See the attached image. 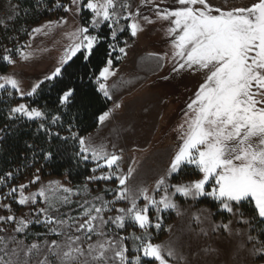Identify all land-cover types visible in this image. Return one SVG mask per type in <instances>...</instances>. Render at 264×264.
Returning a JSON list of instances; mask_svg holds the SVG:
<instances>
[{
	"label": "rangeland",
	"instance_id": "obj_1",
	"mask_svg": "<svg viewBox=\"0 0 264 264\" xmlns=\"http://www.w3.org/2000/svg\"><path fill=\"white\" fill-rule=\"evenodd\" d=\"M261 1L68 0L28 24L15 1L0 0V58L9 67L0 104L20 98L10 116L48 135L61 117L34 103L39 86L78 50L88 53L103 25L119 65L109 59L96 84L113 90L115 68L160 81L181 61L201 76L202 94L201 114L167 116L152 147L132 148L134 131L121 123V151L106 161L80 145L92 165L81 184L43 176L40 164L0 174V264H264V28L253 26ZM181 170L187 178H174Z\"/></svg>",
	"mask_w": 264,
	"mask_h": 264
},
{
	"label": "trees",
	"instance_id": "obj_2",
	"mask_svg": "<svg viewBox=\"0 0 264 264\" xmlns=\"http://www.w3.org/2000/svg\"><path fill=\"white\" fill-rule=\"evenodd\" d=\"M13 1L21 10L19 17L27 20L28 24L36 23L41 17L49 18L51 13L48 14L47 10L56 2L63 4L68 2V0ZM86 2L87 0H83L82 4ZM41 5H46V8L42 15L41 13L37 15L36 12ZM33 15L37 16L33 18ZM89 19L90 12L83 10L82 23L87 24ZM110 33L107 25L101 26L97 40L88 53L84 49L78 50L63 65L58 77L39 86L34 103L60 113L61 119L55 133L48 135L47 131L40 128L39 122L27 120L22 115L10 116L8 109L12 102L20 101V98L6 99V103L0 104V174L10 171L20 173L25 165L31 163L25 168L26 172L32 171L40 164L43 176L66 177L72 185L81 184L89 176L92 165L83 162L78 152L81 139L96 129L99 117L110 106V100L99 91L96 84L101 69L109 59H112L114 67L119 65V61L113 57L114 53H110ZM126 34V31L121 33L119 38ZM8 72L9 67L0 58V75ZM68 92L69 102L62 109L59 105L60 99ZM28 99L29 97H24L22 100ZM46 155L48 157H45ZM36 159L38 161H35ZM181 176L187 178L182 170L174 178ZM198 203L216 210L215 203L208 199H201ZM240 207L243 210L247 209L246 203H241ZM250 210L256 216L255 210ZM260 222L264 224V221ZM262 236L264 237V233Z\"/></svg>",
	"mask_w": 264,
	"mask_h": 264
},
{
	"label": "crops",
	"instance_id": "obj_3",
	"mask_svg": "<svg viewBox=\"0 0 264 264\" xmlns=\"http://www.w3.org/2000/svg\"><path fill=\"white\" fill-rule=\"evenodd\" d=\"M108 61L96 80L109 65ZM189 66L194 68V65ZM187 68L186 63L174 61L168 76L160 81L147 80V83L145 76L129 77L122 75L124 71H119L120 68L110 70L113 90L108 92L106 85L97 84L99 91L110 100V106L99 117L96 129L81 139L83 151L94 156L95 163L104 162L120 153L122 136L117 133L118 123L133 129L136 144L132 148L152 147L155 137L151 133L162 129L165 123L168 124L171 114H201L202 94L197 90L201 76L195 70L188 71ZM154 83L157 86L151 87ZM140 89H143L142 92ZM166 144L163 148L171 147ZM176 147L179 148L173 144V148Z\"/></svg>",
	"mask_w": 264,
	"mask_h": 264
},
{
	"label": "water",
	"instance_id": "obj_4",
	"mask_svg": "<svg viewBox=\"0 0 264 264\" xmlns=\"http://www.w3.org/2000/svg\"><path fill=\"white\" fill-rule=\"evenodd\" d=\"M254 16H255V21L253 23V26L256 28H264V0H262L258 4V6L255 8ZM243 18H244L243 21L246 22L247 21L246 18L245 17H243ZM231 77H233V76H231ZM229 78H230V75L227 79H229ZM229 81L230 80H228L227 83Z\"/></svg>",
	"mask_w": 264,
	"mask_h": 264
}]
</instances>
